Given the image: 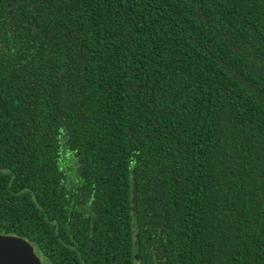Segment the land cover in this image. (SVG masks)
I'll list each match as a JSON object with an SVG mask.
<instances>
[{
  "label": "trees",
  "instance_id": "obj_1",
  "mask_svg": "<svg viewBox=\"0 0 264 264\" xmlns=\"http://www.w3.org/2000/svg\"><path fill=\"white\" fill-rule=\"evenodd\" d=\"M0 234L264 264V0H0Z\"/></svg>",
  "mask_w": 264,
  "mask_h": 264
},
{
  "label": "water",
  "instance_id": "obj_2",
  "mask_svg": "<svg viewBox=\"0 0 264 264\" xmlns=\"http://www.w3.org/2000/svg\"><path fill=\"white\" fill-rule=\"evenodd\" d=\"M0 264H41V262L27 241L0 234Z\"/></svg>",
  "mask_w": 264,
  "mask_h": 264
}]
</instances>
